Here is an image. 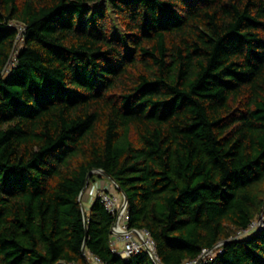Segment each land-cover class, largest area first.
I'll list each match as a JSON object with an SVG mask.
<instances>
[{
    "label": "trees",
    "instance_id": "trees-1",
    "mask_svg": "<svg viewBox=\"0 0 264 264\" xmlns=\"http://www.w3.org/2000/svg\"><path fill=\"white\" fill-rule=\"evenodd\" d=\"M261 215L264 0H0V264H264Z\"/></svg>",
    "mask_w": 264,
    "mask_h": 264
},
{
    "label": "built area",
    "instance_id": "built-area-1",
    "mask_svg": "<svg viewBox=\"0 0 264 264\" xmlns=\"http://www.w3.org/2000/svg\"><path fill=\"white\" fill-rule=\"evenodd\" d=\"M20 31L22 32L21 28ZM101 187L100 183L92 185L88 196L93 201L96 196L101 197L106 209L115 216V223L113 225V227L115 226V230L112 229L115 252L120 254L124 259L130 258L134 254L147 252L154 261L159 262L156 243L149 232L131 229L129 227L128 204L125 202V198L117 192L102 190ZM96 189H98V191H96ZM263 220L264 216L252 224L241 236L256 230L258 231L263 226ZM211 254H213L212 250H205L198 260L186 262V264H200Z\"/></svg>",
    "mask_w": 264,
    "mask_h": 264
},
{
    "label": "rangeland",
    "instance_id": "rangeland-1",
    "mask_svg": "<svg viewBox=\"0 0 264 264\" xmlns=\"http://www.w3.org/2000/svg\"><path fill=\"white\" fill-rule=\"evenodd\" d=\"M112 32H113V36L116 38H122V36L124 35L122 32V27H121V25H119L117 20H114V28H113ZM94 174L96 175L95 176L96 179L93 181V183L99 181V183L102 186L101 187L102 190H105V191L110 190L112 192H117L118 194H120L119 191H117V188L115 187V185L107 177H105V175L101 171H96ZM91 186L92 185L89 183L88 187L86 188V190L84 192V195L82 196V200H83L84 205H85V203H88L87 202V195L90 191ZM96 191H98V189H96ZM96 263L99 264L98 262H96Z\"/></svg>",
    "mask_w": 264,
    "mask_h": 264
},
{
    "label": "water",
    "instance_id": "water-1",
    "mask_svg": "<svg viewBox=\"0 0 264 264\" xmlns=\"http://www.w3.org/2000/svg\"><path fill=\"white\" fill-rule=\"evenodd\" d=\"M104 175H105V177H107L111 182H113L115 185H117L116 184V182L112 179V177L111 176H109V175H107V174H105L104 173ZM90 178H91V175L88 177V182H87V185H86V188L88 187V185H89V183H90ZM86 190V189H85ZM85 192V191H84ZM122 194H123V196H124V198H125V202L128 204V199H127V197L125 196V194L122 192ZM263 215V214H262ZM260 216V219L263 217V216ZM112 229L113 230H115V226L114 227H112Z\"/></svg>",
    "mask_w": 264,
    "mask_h": 264
},
{
    "label": "clouds",
    "instance_id": "clouds-1",
    "mask_svg": "<svg viewBox=\"0 0 264 264\" xmlns=\"http://www.w3.org/2000/svg\"><path fill=\"white\" fill-rule=\"evenodd\" d=\"M102 173H103V172H102ZM103 174H104V173H103ZM96 183L98 184V183H99V181H97V182H94V183L92 182V183H90V184H91V185H96ZM112 183H113V182H112ZM113 184H114V183H113ZM114 185H115V184H114ZM115 187L117 188V185H115ZM83 195H84V193H83ZM121 195L123 196V194H122V193H121ZM123 198H124V196H123ZM87 202H88V203H85V205H86V206L84 205V207L88 209V208H89V206H90V204L93 202V200H92L91 198H89V196H88V195H87Z\"/></svg>",
    "mask_w": 264,
    "mask_h": 264
}]
</instances>
